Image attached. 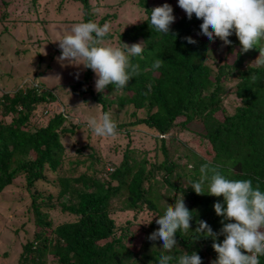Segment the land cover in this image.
<instances>
[{"label":"trees","instance_id":"trees-1","mask_svg":"<svg viewBox=\"0 0 264 264\" xmlns=\"http://www.w3.org/2000/svg\"><path fill=\"white\" fill-rule=\"evenodd\" d=\"M77 1L80 18L75 22L92 21L89 1ZM127 1L117 0L115 4L129 6ZM164 2L171 5L175 17L169 35L158 33L148 21H141L150 16L153 7ZM174 2L158 0L154 4V0H137L136 6L143 13L140 22L128 26L118 37L131 43L140 39L144 51L141 56L130 57L132 63L139 64L140 72L123 89L109 85L104 93H97L90 85L92 70L83 68L74 82L53 83L50 87L42 80L41 72L31 78L27 73L23 77L24 86L19 84L0 93V193L18 175H24L30 192L26 210L33 224V233L21 244L16 264H158L162 253L178 258L194 251L202 258V264H210L217 259L213 238L201 235L194 239L198 233L193 230L203 220L213 232H219L222 218L215 214L213 204L223 203V197L197 195L186 185L199 181L201 166L210 162L226 179H250L254 189L258 185L264 192V67L257 68L253 62L259 48L240 53L234 33L229 37L232 42L229 45L218 38L209 41L200 32L202 20L194 14L187 18ZM39 5V0H29L27 8L38 11ZM35 15L42 22L37 12ZM109 17L105 13L96 23L101 26ZM7 28L5 25L0 36L9 33ZM110 37L112 33L105 38ZM185 37H192L196 43H188ZM60 51L57 50L59 54ZM212 52L222 55L212 58ZM156 59L163 61L158 69L152 67ZM253 76L257 77L255 81ZM231 80H235L234 84L227 86ZM64 87H69L71 96L86 101L90 97L102 112L116 106L130 116L116 123L115 137L124 142L108 151L111 156L121 149L119 165L107 170L101 178L98 176L103 167L99 171L95 167L90 169L95 160L88 162L84 172L77 176H74L77 170L60 176L63 165L60 136L72 132V127L63 124L69 118L68 110L47 117L43 125L33 122L35 110L43 103L57 102V90ZM229 92L238 99L231 112L223 104ZM135 130L144 131L155 144L152 156L156 161L148 167L146 150L138 152L131 146ZM187 130L194 132L201 152L192 159L185 154V164H178L170 157L178 156L179 160L181 154L171 155L169 146L173 144L169 141ZM90 155L96 156V152ZM110 156L107 161L112 164ZM131 157L135 158L129 160ZM79 162L83 164L84 160ZM188 162L190 167H186ZM212 174L207 173L205 190ZM159 182L166 185L163 193L157 186ZM40 185L46 192L39 190ZM182 197L192 211L191 230L186 234L178 232L177 246L171 253H165L162 241H151L148 236L159 227L156 216L163 215L168 204ZM57 206L70 220L53 226L50 212ZM116 210H147L155 214L136 250L124 243L128 228L116 225L111 216ZM222 240V235L216 238V242ZM259 259L264 264V256Z\"/></svg>","mask_w":264,"mask_h":264},{"label":"rangeland","instance_id":"rangeland-1","mask_svg":"<svg viewBox=\"0 0 264 264\" xmlns=\"http://www.w3.org/2000/svg\"><path fill=\"white\" fill-rule=\"evenodd\" d=\"M39 1L40 5L37 11L33 7L27 8L29 0H0V32H3L1 30L5 25L8 26L7 30L9 31L8 34L5 33L0 36V93L3 89H13L15 86H20L19 84L24 86L23 77L27 73H29V78H31L35 76L36 72H41V78L48 87L53 86V83L74 82L82 74V65L79 68L72 65L62 66L57 61L56 58L60 55L57 50L60 49L58 43L53 42L61 35L69 34L70 28L74 24L80 23L75 22L76 19L80 18V2L77 0H67L64 3L63 0ZM88 1L91 4L90 11L93 13V22H98L105 13L110 14L109 18L101 22V26L108 23L110 25L109 33H112L113 37L105 38L102 41L103 45L123 48L122 43L133 44L128 40V42H125L123 38L118 37V34L131 24L140 22L143 13L136 6L138 5L137 0H128L127 2L130 5L125 7L115 4L117 0ZM156 3L158 4V0H154V4ZM174 5L178 6L177 0H175ZM27 12L30 13L26 15ZM35 12L38 13V18L42 22L36 20ZM180 13L185 12L180 8ZM137 42H141V40L137 39L134 43ZM221 55L222 53H211L212 58H217ZM95 78V74L92 71L90 85L94 90ZM26 79L28 78L26 77ZM234 82L235 80L229 81L227 86L233 85ZM57 96L59 98L57 102L43 103L35 110L33 122L37 125H43L47 117L49 118L54 113L68 110L69 118L63 124L67 128L72 127V132L69 134L67 132L63 133L60 136L63 146V165L60 176L66 177L76 170L74 176H77L84 172L88 162L91 163L95 160L94 166L90 169L95 167L99 171L103 167L104 169L98 176L100 178L103 177V173L119 165L121 160V149L111 156L108 155V151L113 146H119L124 141L115 136L97 137L86 126V118L98 116L101 113L100 106L93 102L90 97L86 101L82 97L71 96L69 87L58 89ZM237 101L238 99L233 92H229L224 98L223 104L228 112H231ZM64 104L67 106L65 110L62 106ZM109 112L115 123L130 118L126 110H119L116 106L110 107ZM141 113L142 110H139L137 115L140 116ZM136 129L139 130L137 127ZM132 133L131 146L135 151L139 149L140 151L141 149L146 150L145 156L148 153L146 165L148 167V165L156 161V157L152 156L153 152H155V144L144 131L135 130ZM169 134H166V136ZM160 136L164 135L161 134ZM169 142L173 144L169 146L172 147L170 149L171 155L181 154V156L179 155V160H177L178 156L170 157L178 164H185V154L191 156L192 159L196 153L201 152L197 148L198 141L194 132L192 133L190 130L177 133ZM94 152H96V156H91L90 154ZM108 156L114 163H108ZM133 158L135 157H131L129 160ZM81 160H84L83 164L79 162ZM186 167H190L189 162ZM159 175H157V178H159ZM56 180L54 179L53 181ZM157 186L160 193L166 190V185L163 182H159ZM41 189L46 192L43 185H40L39 190ZM52 191H55V189L52 188ZM29 201L30 192L26 187L24 175H18L13 183L0 193V264H16L15 259L20 251L21 244L26 240L27 236L29 237L33 233V224L28 220L30 214L26 210ZM50 213L52 214L53 226L70 220V216L61 211L59 206L54 207ZM111 216L114 217L117 226L128 228L124 243L130 244L136 250L144 234L148 231L149 223H145L151 218L153 219L155 214L147 210H116ZM16 228L18 232H15ZM131 237H134L132 241L129 240Z\"/></svg>","mask_w":264,"mask_h":264},{"label":"clouds","instance_id":"clouds-1","mask_svg":"<svg viewBox=\"0 0 264 264\" xmlns=\"http://www.w3.org/2000/svg\"><path fill=\"white\" fill-rule=\"evenodd\" d=\"M177 4L187 18L191 19L194 14L202 20L200 32L209 41L214 42L218 38L229 45L232 43L229 37L234 33L240 44V53L259 48V55L253 62L257 68L264 67V0H177ZM141 21H148L156 32L169 35L175 17L171 5L164 3L153 7L150 16ZM109 32L108 23L100 26L92 21L80 22L70 28L69 34L53 41L61 50L56 59L62 66L79 68L82 65L84 69L93 71L97 93H104L109 85L123 89L140 72L139 64L132 63L130 57L141 56L143 42L122 43L123 48L105 46L102 41ZM185 40L190 44L196 43L192 37H185ZM162 63V59H156L152 67L158 69ZM256 79L253 76V80ZM85 123L97 137L118 134L109 108L98 116L86 118ZM200 171V180L189 182L186 187L191 186L197 195L223 197V203L217 201L213 204L215 214L222 218V227L219 232H213L206 221L200 220L193 230L198 233L194 239L201 235L213 238L212 247L217 253L213 264H260L259 258L264 256V192L258 185L254 189L250 179H226L210 162L203 164ZM209 171L213 174L205 190ZM156 217L159 227L149 234L148 239L162 241L161 248L165 253H171L178 244L176 234H186L191 230L192 211L182 197L174 204H168L163 215ZM151 220L145 224L151 223ZM221 235L223 240L216 242ZM174 260L176 264H202V258L195 251L192 254L186 252L178 258L162 253L158 264H170Z\"/></svg>","mask_w":264,"mask_h":264}]
</instances>
